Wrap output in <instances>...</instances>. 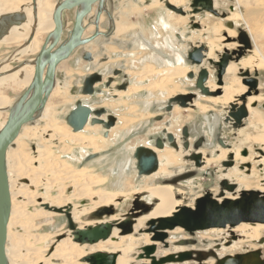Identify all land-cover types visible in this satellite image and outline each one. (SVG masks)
<instances>
[{"label":"bare ground","instance_id":"6f19581e","mask_svg":"<svg viewBox=\"0 0 264 264\" xmlns=\"http://www.w3.org/2000/svg\"><path fill=\"white\" fill-rule=\"evenodd\" d=\"M157 1L158 0L154 1L155 5L158 4ZM161 1H165L166 7L168 4L175 8L181 9L178 6L186 4L189 0H161ZM262 1L264 2V0ZM31 2L32 1L23 3L18 0H0V17L4 15H8V14H15V13H23L26 16L27 21L22 26H13L7 29L4 25H2V27L0 28V43L17 42V41H20L21 39L27 40V42L23 44L18 51H16L14 56L17 55L20 50H24V53H28L30 55H35L39 53V51L41 50V46L39 45V41L35 38V34L38 31H44V32H47V34H49L54 29L53 12L55 8L57 7L58 3L53 6H50V3H51L50 0H37V12H36V15H34L32 11L33 6L31 5ZM31 6L32 8H30ZM215 6H217L216 2H215ZM157 7H158L157 8V18L155 21L156 24H154V26L151 27V30L143 29V34L137 33L136 31H132V33L129 34L130 37L133 38L137 46L142 47L141 50H143L144 48V49H148L151 51V53L148 54V56L143 58V62H142L143 67H144L143 74H142L143 76L141 77L139 81L134 82V80L133 81L131 80L128 88L124 91L113 90L117 84L121 83V81H116L118 78L115 76H111V72H110L111 70L109 71V68L100 69L97 65H94V64L86 65L87 66L85 68L86 72L92 71L91 74L97 72L101 74L103 78H107L109 76L108 78L112 79L113 81L112 86L110 87V89H106L109 92H106V93L103 92L104 94H106L105 99H108V98L111 99V97L117 94L120 98L132 99L134 97L133 95L136 94L134 97L136 98L138 95H140V93H143L145 90H148L147 91L148 100L146 103H142V104L143 106H150L154 101L157 100L155 99V93H156L155 90L157 89L160 90L159 92L162 91V92L168 93L167 100L172 98L175 95V93L178 91H180L182 95H186L188 93L187 92L188 88L184 89L183 87L181 89L180 88V86L182 85L181 82L180 84L177 83L180 86L179 85L175 86V89L172 92L167 90L166 88H161V87L164 85V83H172V82L174 83L175 79L179 81L181 79L182 80L186 79L188 80V83H186L187 81L184 83L190 84V85L194 84V80L190 81L189 79L186 78L189 71L194 72L195 75H197L201 67L203 68L204 66H207L208 60H212V59H215L214 61L218 60V57L215 56L216 51L220 52L221 50H223V48L234 50L235 49L234 47L238 46L236 44L228 42V39H233L236 34L232 30H229L227 32L226 38L225 36H222L220 39H218V41L220 42L227 41L224 44H222L221 47L218 44H216L214 40H211L210 38L207 37V42L205 44H207L206 48L208 49V52L205 54L206 59L203 65L201 67L191 66L189 65V63L187 64L184 60V57L187 54V49L185 48V46L180 44L182 43L181 35L183 37V32H181L182 30L179 28L178 25H175V23L173 24L171 21V19L174 18L175 16V12L172 11L171 9L168 10L169 9L168 7H167L168 9L165 8L164 6H157ZM183 11L185 15L176 13L177 16L179 17L186 16L187 13L185 12V10ZM91 14H93V12ZM252 14L253 12L252 13L248 12L249 16ZM233 17L236 18L239 16L234 15ZM234 18L230 17V18H227V20H232V19L234 20ZM87 19L88 18H86L84 21V26L86 30H87V27H89L88 24H86ZM100 20H101V17H100ZM180 22L184 23L185 20L181 18ZM144 26L145 24H143V27ZM257 26L254 24V22L248 21L246 29L248 30V32L252 33L253 30H256V29L259 30ZM86 30H85V33H86ZM145 30H147V32ZM220 30H221L220 28H216L214 29V32L219 33ZM206 31H209V30H206ZM179 32L181 34L179 38L180 43L177 41V38H176L177 37L176 35H178ZM32 35H33V38L32 40H30V37ZM147 36L149 39H146ZM151 42H154L155 45H152ZM11 59L12 57L9 58V60ZM35 59L28 60L27 63H25L23 66L18 67L17 72L13 74L9 73L8 75L3 76V78L0 79V85L2 86V89L10 88L13 91H21V90L27 89L33 80V76L35 72ZM7 61L8 59L6 60V62ZM157 65L159 67L155 68ZM263 66H264V52L263 50H259L257 47L256 51L254 52V56L248 57V58L245 57L241 59L239 62L231 61L229 63V66L227 67L226 74L224 77L225 83L222 87L217 85L215 76L213 75V71L210 70V68H207L208 67L207 66L206 68L209 71H211V73L209 72L210 76H209L208 82L206 83V86L211 92L221 91V94L216 97H204L198 94L195 100L205 99L207 100V103H208V105L198 106V110H200L202 114H205L207 112L216 111L223 115L225 113L224 112L225 108L228 107L231 103L238 101L239 97L247 91V87L242 84V80L240 76L237 75L239 71L245 70V69H250L252 71L254 69H259ZM155 72L158 73L157 77L161 76L160 79L162 78V80H159L157 83L156 82L149 83L146 88L143 87L144 81L147 82V79H148L147 77L149 75H153ZM244 76L245 75L242 74V77ZM154 78L150 79V81L153 80ZM186 84L185 86H187ZM57 86H58L57 79H55L54 90L50 97H53V96L61 97L62 96L59 93L60 89H58ZM113 91L114 92L117 91V94L113 93ZM90 98L91 97L89 96L85 97L79 94L80 101H82L84 104L88 105L89 107H91V109L94 110L96 109L93 106L95 102H91L92 100L90 101ZM63 100H64V97H63ZM195 100H194V104L192 103L190 106H195ZM262 100L263 98L252 96L248 98V103H247L249 117L251 118L250 126L256 130V134L255 135L247 134L245 131L246 128L237 130V134L239 136L244 137V139L241 141L243 142L241 146L239 148H234V149L233 148L228 149V147L227 149H224L217 145L214 150L215 152H219V155L218 156L212 155L211 157L208 156L206 152L203 153L204 149L196 150L190 146L188 150H182V146H181L182 142L180 138L181 129H182L181 127L179 128L178 133L173 132L170 126L166 128H162V129L160 128L161 131L167 130V132L172 133L174 135L176 142L178 144V147H179L178 150H174L173 148L171 149L168 143L166 144L163 150L155 149L153 145L151 144L149 137L157 135L159 131L156 130L158 132L154 133L156 131H152V130H154L156 127L154 128L153 126L147 128V132L145 134L146 138L138 139L135 146L129 147L127 144L128 142L127 138L129 134H131V132L134 131L133 130L134 128L129 129V131H126V133L115 132L116 131L115 129L117 125L119 124L118 116L114 111L107 108L108 114L110 115L112 114L113 116L117 118V122L115 126L112 127L110 130L107 131L104 128H102L103 131H101L102 133L101 135L103 136V134L107 131L108 136L110 134L109 137L103 136L104 138H102V136L101 137L99 136L98 126L101 127V125L92 126L90 124H87V126L83 130L85 131V129H87L90 126L93 127V129L97 130L98 131V133H96L97 138H98L97 140L99 141V143H97L95 141L96 140L95 137H90V138L82 137L81 132L83 131L75 133L73 132L71 127L68 125H67L69 127L68 131H66L67 130L66 128H62V129L58 128L56 125H54L55 118L53 116V112H50L47 109V107L46 109L44 108L43 111H41L40 113L36 115L33 122L36 119H37L36 123L39 121L41 122L44 120H48L46 125L43 128H38V127L32 128V127L27 126L28 124L23 126L19 136L14 141V143L9 147L7 151V158H6L7 173H8V178H9V186H10V194H11V215H10V220L8 224V236H7V246H6V255H7L8 263L9 264H58L55 262L62 261V264H87L86 262L84 263L76 262L77 260L83 259L87 255H90L87 253V255L84 256L86 253L84 248L88 246L94 247L95 245L99 246L101 244H104L103 247H100V250L104 251L102 253L107 252L106 254L114 256L115 264H130L131 259H132L130 257V254L134 250L133 246L138 240L137 238L143 239V242L145 243L143 247L154 246L155 248H157V245L161 243L158 239H156L158 235L157 233L165 232L169 234L171 232V233H174V235H176L177 232H182L181 228H176L174 230H162V231L155 232L154 230H151L149 228L148 224L151 221H156L160 218H166V217L171 216L172 213L176 212L178 208H181V207L193 208L194 207L193 205H195L196 200L202 197L203 195L196 198L194 201L193 198H190L191 196L189 193L184 192L181 189L182 186L180 183L181 181L180 178L181 176L184 177L185 174L208 170L210 169V166H212L213 164L218 165L220 167V171H221L219 174L220 180H227L229 183L235 184L236 187H238L237 191L256 190L257 192L263 193L264 192V174L260 176V171H256V170L253 171L251 169L252 170L251 174L254 177V179H250V178L245 177L244 172L240 171L238 168V164L247 163L253 158V157L242 158L240 155L241 150H243V147L245 146L244 144H246V142L253 141L254 143L260 144L261 146L263 145L261 148H262V151L264 152V115L259 113L255 107H252V104L255 103V101H262ZM7 102H8V99L6 97L4 96L0 97V130L4 127V125L7 122L6 120L2 119L4 112H6V114H8L9 116L11 109L16 103L14 102L13 106L10 109L6 110L7 108L5 104ZM73 107L70 109V111L73 109ZM136 107H134V109ZM178 108L180 107L175 106L173 109V112L174 111L177 112L179 110ZM110 110L113 113H111ZM156 115L159 116L160 114L155 113L154 117ZM212 116L214 117V115ZM177 118L180 119V116L178 115ZM102 119L106 120L107 115H103ZM122 121H123L122 123L124 127H126L130 123L129 119H123ZM260 125H263V126L260 127ZM210 126H213L212 122H210ZM124 127H122V129ZM24 133H26V138L28 140L35 138V140L40 139L41 142L43 141L45 143V142L53 141V139L56 138V140L58 139L59 142L69 141V142H72L74 145L80 146L78 147L79 149L78 150L76 149L75 151L71 149L70 147L63 146L60 152L63 154L67 153V157L69 159L68 161H71L74 163L80 162V165L82 167H80V169L73 170L72 167L69 165L70 163L67 160L60 161L62 158L58 160L59 162H57L55 158L58 159V156L55 155V152L53 151V149H51V147L47 143H45L43 150L39 148L34 153H31V154L24 153L23 147H25V145H28V144L21 143L22 135ZM207 135L208 137H210L209 134ZM101 142L104 143V145L111 143V145L109 146L111 149L110 148L109 149L105 148L106 150L100 149L102 145ZM13 145L16 146V149L12 148ZM139 146H145V147L152 148L155 151V153H157L158 163H159L158 170L154 174L150 176L141 177L140 181H143V178H148V179H152V182L143 181L142 182L143 188H140V189L136 187L135 188L126 187L125 185L122 184V180H121L122 177H125L126 173H128L126 174L127 176L126 178H129L133 175L135 176L137 175V171L135 167L136 161L133 158V153L135 149ZM231 154L233 156V161L235 163L234 166L229 167V168L228 167L224 168L226 166L223 165L224 167H222L221 163L228 161L229 155ZM90 155H98V157L89 161V163L86 164L85 160ZM183 156L188 159V162L184 163L185 165L180 166L182 162L180 158ZM193 156H200L199 166H197L196 161L193 159ZM34 162L38 164L37 167L34 164H33L34 166L32 165V163ZM192 162H195L196 168H194ZM90 163L91 165L98 164L99 166H101L100 170L106 169L104 175H109V174L114 175L117 178L116 181L118 180V177H120L119 181L113 185V187H116L115 189L116 191L110 190L112 187V184L115 182V181L113 182V180L107 183L108 185H110L109 187H107V189L106 188L100 189V190L92 189V187L102 182L103 178L101 177L99 179H93L84 174L85 168L83 166L89 165ZM260 163L262 164V166L264 165V157H262V160L260 161ZM105 166H108V167L106 168ZM115 169H118V171H116V173L114 174ZM126 169L130 171V173L126 172ZM263 172L264 170L261 173ZM47 174H49L50 176H53L52 177L53 179L46 181L44 177L47 178ZM159 181L161 183L164 182V183H169V184H159L160 183ZM57 182H59L61 185H66V183L69 182L71 184V187L73 188L71 195L66 197V200L64 201L62 200L63 194H59L57 197L53 198L52 196H48V194H46L45 196H42L38 194V192L35 189H32L38 186L39 183H42V186L45 189L49 190ZM190 183H193V181ZM124 186L126 189H124ZM217 190L218 189L206 191L205 194H211L213 198L218 199L219 201H222L223 198H219L220 193ZM61 191H63V189H60V192ZM179 194L180 195L182 194L180 196V199L178 198ZM137 195L139 196L140 201L144 202V204L146 205V209L147 208L148 209L147 211L138 209V210H134L128 213L130 217L127 218V220H130L133 223L132 225L133 231L129 234H124L121 228H122V225L125 223L126 214L122 217H116L115 216L116 209L114 208V206H111V205L113 204L116 205L117 203L116 201L118 200L120 201L121 199H126L129 196L135 197ZM238 196L239 195L235 193L232 194V193L225 192L226 198L236 199ZM20 198H21V201L18 202ZM48 199H50V201ZM83 199H89L91 204H88L85 206L81 205L83 204V201H82ZM39 200L41 202H39ZM46 200H48L51 203H48V201ZM73 201H80L82 203L75 204ZM35 204L44 206L48 212L41 213L38 211L37 214L28 212L27 207H29L30 205H35ZM55 206H59V208H56ZM100 209H105L106 210L105 214H103L100 218H94V219L91 218L93 213L98 212ZM57 214L64 215L67 220V223L70 220L76 226L77 230H83L87 227H93L96 225L110 224L112 227V234L107 240H101L95 244H80L79 242H76L74 240V231L67 225L68 231H66L67 232L65 234L66 237L58 241L57 248H55V250L50 254V256L49 255L46 256L45 252H41V248L32 246L31 244H34V243L29 242L25 236H18V238H16L11 230V227L14 224L15 225L20 224L27 231L33 225L32 224L33 219H35L37 216L57 215ZM90 214H91L90 218L95 221L89 222L85 227L84 226L79 227L76 224L78 221L82 219V217L86 215H90ZM105 217H108V219L103 220ZM23 218L26 219L25 222L22 221ZM144 226H147V227L145 228ZM226 229H228V227L225 229L214 228V229H209V230L200 231V232L201 233L205 232L206 234L207 233L219 234L221 232H224ZM233 229H234L233 231L237 229H241L243 233H245V235L247 234V231L250 230L249 231L250 233L247 234L248 238L252 241H258L261 238V233L264 230V225L263 224L253 225L249 223H243ZM138 231L141 233L140 237H136L138 234ZM200 232H197V233H200ZM60 235L62 234H59L58 236ZM233 237H236V236L234 235ZM187 238H182L180 240L181 241L186 240ZM42 239L43 238L41 237L33 238L35 243L41 241ZM117 239L120 240V242L116 241ZM235 240L237 239L231 240V243L229 245L226 244L227 248H223V251L228 250L229 252H231V250H234L235 248H241L242 241L234 242ZM143 247H141L140 249L141 253L137 256V260L141 261L142 262L141 264H158L160 260L169 256L167 255V256L158 258V256H156L158 254L156 251L154 254H152L148 258H143ZM175 248L177 249V251H175V253L170 254V255H179L181 253L189 252L187 251L186 247H179V248L175 247ZM192 253L195 254L194 251ZM208 254H210V256L214 257L215 259H220V258H223L225 255H227V254H223L224 255L223 256L220 254L222 257H219L217 254H214V253H208ZM175 259L176 260H173V261H170L164 264L180 262L178 261V257H175ZM199 261L203 263L204 260L203 261L199 260ZM213 264H214V261H213Z\"/></svg>","mask_w":264,"mask_h":264},{"label":"rangeland","instance_id":"374dc122","mask_svg":"<svg viewBox=\"0 0 264 264\" xmlns=\"http://www.w3.org/2000/svg\"><path fill=\"white\" fill-rule=\"evenodd\" d=\"M18 1L25 3V2L32 1V0H18ZM58 1H61V0H50V2H51L50 6L57 4ZM154 1L155 0H107L104 3V8H103L104 11L101 15V22L99 23V31L101 30L100 32H104V34L101 33L98 37V41H96L92 45H89L90 47L87 46V47H81V48L77 49L75 51V53L68 60L62 62L57 69V73H56V79H57V83H58L57 87H58V89H60L59 93L62 96L61 97H57V96L56 97H54V96L50 97L48 100V103L45 106V109L47 107V109L50 112H53V116L55 118L54 125H56L60 129L66 128L67 129L66 131L69 130V127L66 124L65 118L68 115V113L70 112V109L73 107V105L75 106V104L78 101H80L79 94H81L80 90L82 87V81L86 76L90 75L92 72V71L86 72L85 69L84 70L82 69L81 71L74 70L76 66L81 67L82 65H85V66L87 65L88 61L83 60V53L85 51L90 50V52L92 51V53H96L98 56H97V58H95L94 65H97L100 69L101 68L102 69L109 68V71L111 70L110 71L111 76L117 77L118 79L116 78L117 79L116 81H121L120 84H122V82H124V81H127L130 84L131 80L132 81L134 80V82L135 81L137 82L141 79V77L143 76L142 74H143V69H144L143 64H142L143 58L148 56V54H150L151 51L148 49H144V48H143V50H141L142 47L137 46V44L134 42L133 38L130 37L129 34H131L132 31H136L137 33L143 34V29L151 30V27H153L154 24H156L155 21L157 18V8H158L157 6H164L165 8H167V7L165 4V1L158 0L157 5L154 4ZM215 2L217 3V6H215V9L218 11L219 16H214V15L209 14V13H202V14H198L195 16L192 15L191 14L192 13V9H191L192 0H189L186 4L178 6L179 8L185 10L187 15L183 16V17H179L175 13L176 17L174 16V18L171 19L172 23L173 24L175 23V25H178L179 28L182 30L181 32H183V37L179 32V34L176 35L177 36L176 38H177V41L180 43L179 38L181 35L182 43H180V44L185 46V48L187 49V54L184 57L185 62L187 64L189 63V65H191L190 62L187 61V55L193 49V47L204 46L206 48L207 44H205V43L207 42V37L210 38L211 40H214L215 43L221 47V45L227 41L220 42V41H218V39H220L222 36H225V38H226L227 32L229 30H232L236 33L233 39H237V36L239 34L240 29L245 31L250 36V38L252 40L253 48L251 51H247L243 57L248 58V57L254 56V52L256 51L257 47L259 50H263V52H264V2L262 0H214V3ZM31 5H32V2H31ZM30 8H32V6ZM105 9H107V10H105ZM168 10H170V9H168ZM32 11H33V9H32ZM95 11H99V6L95 7ZM248 12L249 13L253 12V14L249 16ZM75 13H76V10H73V11L69 12L70 16H66V18H65L66 24L64 22V24H65L64 25V32L65 33H67L66 31H68V30L70 31L72 29L73 21L75 18ZM234 15H237L239 17L234 18L233 17ZM143 17L145 18V20ZM230 17L234 18V20L233 19L227 20V18H230ZM181 18H183V20H185L184 23L180 22ZM94 19H95V14H93L91 19L88 21L89 22L88 24L93 23L90 27L91 29L89 28L91 30L92 34H93V32H96V26L94 25ZM248 21L254 22V24L256 26L258 25L259 27L257 26V28H259V30L258 29L253 30L252 33L248 32V30L246 29ZM229 22L234 25V27L232 29L230 27L226 26V24ZM143 24H145L146 27L145 26L143 27ZM216 28L221 29L219 33L214 32V29H216ZM147 30H145V31L147 32ZM206 30H209V31H206ZM88 33H89V35H91L90 32H87V34ZM47 35H48L47 32H44V31H38L35 34V38L39 41V45L41 47H42L44 40H45ZM127 35H129V36H127ZM67 37H65V39H67ZM146 39H149L148 36L146 37ZM233 39H231V40L233 41ZM228 41H229V39H228ZM232 41H230V43L238 45L237 42H232ZM26 42H27L26 39H21L20 41H17V42L0 43V79L3 78V76L8 75L9 73L13 74V73L17 72L18 67L23 66L25 63H27L28 60L35 59V57L38 55V53L35 55H30L28 53H24V50H20L18 52V54L14 56L16 51H18L21 48V46L23 44H25ZM153 43L154 42H151L152 45H155V43L154 44ZM234 48L237 49L238 46H236ZM224 49L225 48H223V50H221L220 52L216 51L215 56H217L219 58V55L223 53ZM230 50L233 51V49H230ZM10 57H12L11 60H9ZM217 57H216V59H217ZM7 59H8V61L6 62ZM78 59L80 60L79 62L77 61ZM212 60L214 61L215 59H212ZM207 66H204V67L210 68V70L213 71V75L215 76V80L217 82L218 80L216 77V71L214 70V67H211L210 63H208V62H207ZM158 67L159 66L157 65L155 68H158ZM115 70H121V75H114ZM255 71H257V73H258L259 87L257 90V94H256V91H252L250 96H256L258 98H263V100L262 101H255V103L252 104V107H255L259 113L264 115V66L259 68V69H254L252 71V73H253L252 76H254V74L256 73ZM209 72L211 73V71H209ZM239 73L237 75L240 76V78H241V75ZM157 75H158V73H156V72L153 75H149L147 77L148 78L147 82L144 81L143 87L146 88L149 83H152V82L157 83L159 80H162V78L160 79L161 76L157 77ZM135 77H137V78H135ZM152 78H154V79L150 81V79H152ZM186 78H187V76H186ZM107 79H109V78H107ZM107 79H105V80H107ZM187 79H189V78H187ZM189 80L192 81V79H189ZM223 81H224V79H223ZM180 82L182 84L181 86L179 85ZM184 82L188 83V80H186V79L182 80L181 79L179 81V80L175 79L174 83L173 82L172 83H164V85L161 88H166L167 90L172 92L175 89V86L179 85L181 89L183 87H184V89L188 88V90H187L188 93L193 92L197 95L199 94V92L195 91L194 84L190 85V84H186ZM105 83L98 85L97 88L100 90V93L96 94L95 96H92L90 98V101L92 100L91 102H95L93 104V106H94V108H96V110L102 109V108L107 110V108H109L117 114L119 124L117 125L115 132L126 133V131H129V129L134 128L133 129L134 131L133 132L130 131L131 134H129V136L127 138V141H128L127 144L129 147L135 146L138 139H142V137L144 138L148 127H151V126H153L154 128L156 127L152 131H156V130L159 131V133L157 135L149 137V140L151 141V144L153 145L155 138L162 137V133H161L162 128H166V127L170 126V128L172 129L173 132L178 133V130L180 127L183 128L186 126V127L190 128L191 130L192 129L195 130L194 133H191V137H190L192 143L194 140H197L200 137V135H206V137H207V142L205 143V145L200 147L199 149H196V150H203L204 149L203 153L206 152V154L210 157L212 155H215V156L219 155V152H215V150H214L216 148V146H210L212 138L208 137L207 132H205L207 129V126H208V121L206 120V117L209 119L210 122H214L216 125H217L218 121H221L222 124L224 125L223 119L226 115H228V113H229L228 111H230V109H225V110H227V112H225V110H224L225 113L223 115L219 112H216V111H213L214 113L213 112H207L205 114H202L201 111L198 110V106L208 105V103H207V100H205V99H197V100H195V106H190L187 109L178 108L179 110L177 112L172 111L169 114L168 113H162L160 111V108H162L165 105V103H167V101L169 100V99L167 100V94L168 93H165L162 91L159 92L160 91L159 89L155 90V92H156L155 93V99H157V100L154 101L150 106H143L142 103H146L148 100L147 99V94H148L147 91L148 90L144 89L146 92L144 91L143 93H140V95H138L136 98H134L136 94L133 95L134 97L132 99L120 98L117 94V91H115V92L113 91V93L117 94V95H115L116 97L113 96V97H111V99H109V98L105 99L106 94H104V93L109 92L106 89H110V87L112 86V84H111V86L108 88L105 86L106 85ZM112 83H113V81H112ZM177 83H179V84H177ZM194 83H195V80H194ZM120 84H117L113 90H117L116 87L119 86ZM185 84L187 86H185ZM226 85H228V84H226ZM25 90L26 89L21 90V91H13L10 88L2 89V86L0 85V97L4 96L8 99V102L5 104V106L7 108L6 110L10 109L13 106L14 102L17 101V99L24 93ZM247 91H248V88H247ZM144 94H145V96H144ZM179 94H182V93L180 91L175 93V95H179ZM246 95H248V94H246ZM63 97H64V100H63ZM119 100H121V101H119ZM118 102H120V103H118ZM197 103H199L200 105ZM247 103H248V101H247ZM193 104H194V102H193ZM134 107H136V108L134 109ZM153 107H155V108L153 109ZM112 111H111V113H113ZM155 113L160 114L163 117V119L161 121H154V118L158 116V115H156L154 117ZM210 113H213L214 117L211 116ZM219 114H220V116H219ZM178 115L180 116V119L177 118ZM7 117H8V114H6V112H4L2 119L7 121ZM185 117H186V119H185ZM123 119H129L130 120L129 125H127L126 127H124V125L122 123ZM176 120H178V121H176ZM36 121H37V119L33 123L28 124L27 126L32 127V128H34V127L43 128L46 125V123L48 122V120H44L41 122L39 121L37 123H36ZM116 121H117V118H116ZM175 121H176V123H175ZM250 121H251L250 117L248 118V120L245 119L243 121L242 128H246L245 131L247 134H249V135L254 134L255 135L256 130L250 126ZM226 125H228V124H225L224 127ZM262 126L263 125H260V127H262ZM98 127H96V128L99 129V136L101 137L102 136L101 131H103L102 130L103 126L101 125V127L100 126H98ZM122 127H124V128L122 129ZM158 128L159 129L161 128V129L159 130ZM196 130H197V132H196ZM229 130H233V129H225V131L222 133V135H224L223 136L225 139L224 141H226V143L228 145H230V148H233V149L239 148L241 146V144L243 143L241 141L244 139V137L239 136L236 132L237 130L236 131L235 130L229 131ZM158 131H156L154 133H157ZM96 133H98V131L93 129V127L90 126L87 129H85V131L81 132V136L82 137H88V138L95 137V139H96L95 141L97 143H99V141L97 140L98 138H97ZM103 136H104V134H103ZM103 136H102V138H104ZM109 136H110V134H109ZM55 140H56V138L53 139V141L45 142V143H47L51 147V149H53V151L55 152V155L58 156V159L55 158L57 160V162H59L58 160H60L61 158L62 159L60 161H63V160L68 161L69 160L67 157V153L63 154L60 152V150L62 149L63 146L64 147H70L74 151L76 149L78 150L79 149L78 147H80V146L74 145L72 142H69V141L59 142L58 139L56 141ZM21 143L28 144V145H25V147H23L24 153H26V154L34 153L39 148L41 150H43L44 145H45V143L43 141L41 142L40 139L35 140V138H33V139L28 140L26 138V133H24L22 135ZM110 145H111V143L106 144V145H104V143H102L100 149H102V150H104L105 148L109 149ZM244 145L245 146L243 147V150H241V153H240L241 157L244 158V157L248 156V157H253V158H252V160L248 161L247 163L238 164L239 170L244 172L245 177L250 178V179H254V177L251 174L252 170L253 171L254 170L260 171V176H262L264 174V172L263 173H261V172L264 170V165L262 166V164L259 161L261 160L262 155H264V154L261 151H259V149H262L261 147L263 145L261 146L260 144L254 143L253 141L246 142V144H244ZM12 148L16 149V146L13 145ZM174 150H176V149H174ZM182 150H184L183 147H182ZM244 152L247 154V156H244ZM62 156H64V157H62ZM105 157H103V158H105ZM180 160L182 161V162L180 161L181 162L180 166H183V165H185L184 163L188 162V159L185 158L184 156L181 157ZM68 162L70 163L69 165L72 167L73 170H77V169H80V167H82L80 165V162H76V161H75L76 163L71 162V161H68ZM87 163H89V162H87ZM192 163H193L194 168H196L195 162H192ZM33 164L36 167L38 166V164L35 162L32 163V165ZM234 164L235 163H233V166H234ZM223 165H224V162L221 163L222 167H224ZM83 167L85 168L84 169L85 175H87L93 179H99L102 177L104 180V181L102 180V182H100L99 184L92 187V189H94V190H100V189H105V188L107 189V187L110 186L107 183L109 181L113 180V182L114 181L115 182L112 184V187L110 190L116 191L115 190L116 187H113V185L119 181L120 177H118V180L116 181V179H117L116 176L111 175V174L104 175L106 169L100 170L101 166H99L98 164L91 165V163H90L89 165H85ZM105 167L107 168L108 166H105ZM224 168H227V167H224ZM116 171H118V169H115L114 174L116 173ZM100 172H102V173H100ZM126 172L130 173V171H128L127 169H126ZM220 172H221L220 167L218 165L213 164L212 166H210V169H208V170H203L201 172L198 171L195 173L185 174L184 177L181 176V178H180L181 179L180 183L182 186L181 189L184 192L189 193L191 196L190 198H193L194 201L196 198H198L202 195L204 196L206 191L218 189L217 191L220 193V182L222 181L219 178ZM126 174H128V173H126ZM126 174H125V177H122V179H121L122 184L125 185L126 187H134V188L136 187V188L140 189V188H143V183H142L143 181L152 182V179H148V178H143V181H140L141 179L137 178V175L135 177H133L134 176L133 175L129 178H126L127 177ZM250 174H251V176H250ZM52 177L53 176H50L49 174H47V178L44 177V179L47 181V180L53 179ZM192 181H193V183H190ZM159 184H169V183H164V182L161 183L160 182ZM125 186H124V189H126ZM32 189H35L38 192V194H40L42 196H45L46 194H48V196H52L53 198L57 197L59 194H63V196H62L63 201L66 200V197L70 196L71 192L73 191L72 190L73 188L71 187V184L69 182L66 183V185H61L59 182H57L49 190L45 189L42 186V183H39L38 186H36L35 188H32ZM60 189H63V191L60 192ZM237 189H238V187H237ZM237 189L235 191V194L239 195L240 191H242V190L237 191ZM181 195L179 194V196H178L179 199H180ZM48 200L50 201V199H48ZM48 200H46V201H48ZM134 200H135V197L129 196L126 199H121L120 201L119 200L116 201L117 202L116 205L115 204L111 205V206H114V208L116 209L115 216L116 217H122L126 214V220H125V222H126L127 221V215L133 207ZM19 201H21V198L18 200V202ZM49 201H48V203H51ZM82 201H83V204H81L82 202H80V201H73V202L75 204H81L83 206L91 204L89 199H83ZM39 202H41V201L39 200ZM55 207L59 208V206H55ZM27 210H28V212L34 213V214H37L38 211L41 213L42 212H48L44 206H41L39 204L30 205L29 207H27ZM91 214L82 217V219L80 221H78L76 224L79 227L80 226L85 227L89 222L95 221V220H92L90 218ZM107 219H108V217H105L103 220H107ZM22 221L25 222L26 219L23 218ZM32 224L33 225L27 231L20 224H16V225L14 224L11 227V230H12V232L16 238H18V236H25L29 242L34 243V244H31L32 246L41 248V252H45L46 256H48V255L50 256V254L55 250V248H57L58 241L62 240L66 237L65 234L67 233L66 231H68V226H67V220H66L65 216L60 215V214L44 215V216L41 215V216H37L35 219H33ZM144 227L146 228L147 226H144ZM142 229H143V227H142ZM141 230H139V231H141ZM233 230H234L233 228L228 226V229H226L224 232H221L219 234H213V233H207L206 234L205 232L201 233L200 231H198L200 233L196 232L193 236H191L190 234L185 232L183 229H182V232H177L176 235H174V233L170 232L169 234H167V238L164 240V242L163 243L161 242L157 245L155 252L157 251L158 254L156 253L157 254L156 256H158V258L163 257V256H167V255L178 257V255H170V254L175 253V251H177V249L175 247H177V248L186 247L187 251H189V252L194 251L195 253L198 251H202L203 253H207V254L208 253H214V254H217L219 257H222L221 255H223V254L235 255L237 253L242 252L243 250L244 251L247 250V248L253 249V248L257 247V242L252 241L248 238L247 234L250 233L249 232L250 230L247 231L246 235H245V233H243V231L241 229H237L235 231H233ZM132 231H133V227H132ZM139 231H138V234L136 237H140L141 233ZM59 234H62V235L58 236ZM234 235L236 236V238L233 237ZM261 236H264V230L262 231ZM38 237H41L43 239L41 241L35 243L33 238H38ZM182 238H187L186 240H188V239L194 240L195 245H183V246L179 245V243L181 241L180 239H182ZM137 239L138 240L136 241L135 245L133 246L134 250L130 254V257L132 258L130 264H141L142 263L141 261L137 260V256L141 253L140 249H141V247H143L145 245V243L143 242V239H141V238H137ZM234 239H237L234 242L242 241L241 248H235L234 250H231V252H229L228 250L223 251V248H227V246H226L227 241L234 240ZM116 241L120 242V240H118V239ZM103 246H104V244H101L99 246L95 245L94 247H89V246L85 247L84 250L86 251V253L84 256H86L87 253L91 254V253H96V252H104V251L100 250V247H103ZM182 252H184V251H182ZM227 255H225V256H227ZM169 256H167V257H169ZM195 257L190 259V261L174 262L171 264H213V261L215 264V262H216V259L214 257H211V256H209L207 259H203L204 260V261L202 260L203 263L200 262ZM76 262L77 263H84V262H82V259L77 260ZM55 263L62 264V261L55 262Z\"/></svg>","mask_w":264,"mask_h":264},{"label":"water","instance_id":"95a60500","mask_svg":"<svg viewBox=\"0 0 264 264\" xmlns=\"http://www.w3.org/2000/svg\"><path fill=\"white\" fill-rule=\"evenodd\" d=\"M107 0H61L58 2L57 7L53 12L54 29L49 33L35 59V72L33 80L24 93L17 99L15 105L11 109L7 122L0 130V264H9L6 255L7 236H8V224L11 215V194L9 186V178L7 173V151L9 147L19 136L23 126L33 122L36 115L44 110L49 97L51 96L54 86L56 73L59 65L68 60L77 49L86 46L95 41L101 34L99 31L100 17L103 12L104 3ZM95 5L99 6L95 18L96 32L88 38H84L85 28L84 21L93 12ZM33 14L37 12V0H32ZM167 7L177 14L185 15L183 9L175 8L167 4ZM192 13L194 15L202 13H210L214 16H219L218 11L215 9L214 0H192L191 3ZM76 10L75 19L72 29L68 33L67 39L63 40L64 34V21L63 14L67 11ZM26 16L23 13L8 14L0 17V28L4 25L7 29L13 26H22L26 22ZM227 27L231 29L234 27L232 23H227ZM33 35L30 37L32 40ZM232 41L229 39L228 42ZM232 42L238 43V48L233 51L224 49L223 53L219 55L217 61L208 60L211 67H214L217 77V85H224V76L226 74L227 67L231 61L239 62L247 51H251L253 48L252 40L250 36L243 30H239L237 39H233ZM208 49L204 46L193 47V49L187 55V61L191 66L201 67L206 59V53ZM83 60L92 62L93 55L90 52H84ZM243 73L247 79L242 80V84L248 88V91L241 99L242 105L236 106L231 104L234 109L238 107L237 112L228 111V115L224 120V124L233 123L234 128H238L242 125L243 121L249 117L247 109L246 97L250 96L252 91H256L259 87L258 73L256 72L254 77L251 78L250 72L243 70L239 71ZM114 75H121L120 70H115ZM209 70L206 67H201L198 74L194 72L187 74V78L195 80L194 89L204 97H216L221 94V91L211 92L206 83L209 80ZM103 83V76L97 72L86 76L83 79L80 93L82 96H95L100 93V90L96 88L97 85ZM106 87H110L112 79H107L105 83ZM129 83L127 81L122 82L117 86L118 91H124L128 88ZM197 94L190 92L186 95H176L170 98L165 105L160 108L162 113H171L175 106H179L182 109L189 108V106L197 98ZM155 107H153L154 109ZM107 115V119L103 120L102 116ZM212 116L213 113H210ZM163 117L161 115L154 118V121H161ZM208 121L207 134L210 135L212 141L210 146H221L226 149L227 146L222 139L223 125L221 121L217 122V126H210ZM68 126L71 127L73 132L83 131L87 124L92 126L102 125L105 130H110L116 124V117L108 114L107 110L91 109L88 105L82 101H78L73 109L68 113L65 118ZM215 131L212 132V128ZM193 130V129H192ZM188 127L181 129V141L184 150L190 148L191 133H194ZM107 131L104 133L105 137H108ZM197 132V130H196ZM162 137L155 138L153 147L158 150H163L168 143L171 148L179 149L176 139L172 133L167 130H162ZM207 142L206 135H200L194 145V149H198L205 145ZM98 155H90L86 158L85 163L97 158ZM133 158L136 161L137 178L141 179L143 176H150L154 174L159 167L158 156L155 151L150 147L139 146L133 153ZM230 158V157H229ZM197 166L200 165V156H193ZM228 166L227 164H224ZM237 187L234 184L229 183L227 180L220 182V195L219 198H223L222 201L215 199L211 194H205L198 198L193 208L181 207L171 216L166 218H160L156 221H151L148 226L151 230H174L181 228L191 236L198 231H205L209 229H225L228 226L235 228L243 223L249 224H264V193L257 191H241L239 196L235 198H226L225 192L234 194ZM142 209L146 210L144 202L140 201L139 196H135L133 207L130 212L134 210ZM145 211V212H146ZM105 209H100L98 212L93 213L91 218H100L105 214ZM130 216L128 215L127 218ZM67 225L74 231V240L80 244H95L101 240H107L112 234V227L110 224L96 225L93 227H87L83 230H77L76 226L69 220ZM133 223L127 220L122 225L124 234L132 232ZM157 238L160 242H164L167 238V233H157ZM180 245H195L194 240H183ZM229 245V243H228ZM156 248L154 246L143 247V258H148L155 253ZM200 255V256H199ZM199 260L207 259L210 254L201 253L198 254ZM192 259L190 252L181 253L178 255V261L184 262ZM176 260L174 256H169L160 260L158 264L168 263ZM238 257L226 258L223 260L217 259V264H243L240 263ZM87 264H115V257L106 253L97 252L87 255L82 259Z\"/></svg>","mask_w":264,"mask_h":264},{"label":"flooded vegetation","instance_id":"af4514ba","mask_svg":"<svg viewBox=\"0 0 264 264\" xmlns=\"http://www.w3.org/2000/svg\"><path fill=\"white\" fill-rule=\"evenodd\" d=\"M71 11H73V10H71ZM71 11H67V12H71ZM67 12H65V13H67ZM98 12V11H97ZM97 12H96V14H95V18H96V15H97ZM64 13V14H65ZM64 14H63V21H64ZM75 19V18H74ZM73 24H74V21H73ZM93 24V23H92ZM65 25V24H64ZM94 25H95V19H94ZM73 27V26H72ZM84 28H85V26H84ZM85 30H86V28H85ZM66 31V30H65ZM67 33H65L64 32V34H63V40H65V37H67L68 36V33H69V30L68 31H66ZM95 32H93V34H94ZM93 34H91V35H93ZM90 35V36H91ZM90 36H88V37H90ZM88 37H85V35H84V38H88ZM84 47V46H83ZM229 50V49H228ZM229 51H232V50H229ZM86 52V51H85ZM84 54V53H83ZM243 58H245V57H243ZM242 58V59H243ZM241 60V59H240ZM217 61V60H216ZM246 71H249L250 72V75H251V78L252 77H254V76H252V71L250 70V69H245V70H243V72L245 73ZM255 72H257V71H255ZM190 73V72H189ZM195 74V73H194ZM242 74L243 73H241L240 75H241V80H244V79H247L246 78V76H244V77H242ZM255 75V74H254ZM225 77V76H224ZM225 83V82H224ZM121 85V84H120ZM247 93V91L243 94V95H241L240 97H239V99H238V101H236V102H234V103H231V104H233V105H236V106H240L242 103H241V98L245 95ZM176 96V95H175ZM174 97V96H173ZM250 97H252V96H247L246 97V100L248 101V98H250ZM240 100V101H239ZM230 104V105H231ZM228 106V107H226L225 109H230V112L232 111V107L231 106ZM237 110H238V107H235L234 109H233V111L234 112H237ZM225 112H227V110H225ZM227 117V115L224 117V119H223V122H224V120H225V118ZM249 118V117H248ZM248 118H247V120H248ZM213 123V125H214V127H216L217 125L214 123V122H212ZM243 124V123H242ZM223 125V124H222ZM212 127V126H211ZM242 128V125L240 126V127H238V128H234L233 127V123H228V125H226L225 127H223V129L224 130H222V133L225 131V129H233V130H239V129H241ZM213 130H212V132H214L215 131V128H212ZM229 131H232V130H229ZM237 132V131H236ZM181 138V137H180ZM222 139H223V141L225 140L224 139V137H223V135H222ZM197 140H194L193 141V143L191 142V139H190V146H192V147H194V145H195V142H196ZM182 142V141H181ZM224 142H226V141H224ZM225 145L228 147V149L230 148V145H228L227 143H225ZM181 146H182V144H181ZM219 146V145H218ZM221 147V146H220ZM227 149V148H226ZM259 151H261L263 154H264V152L262 151V149H259ZM244 156H247V154L244 152ZM229 157L230 158H228V161H225L224 162V164H227L228 166H226V167H232L233 166V163H234V161H233V156H232V154L231 155H229ZM262 157H264V155H262ZM246 158H248V156L246 157ZM261 160H262V158H261ZM260 160V161H261ZM259 161V162H260ZM235 185V184H234ZM249 191H251V190H249ZM254 191H256V190H254ZM264 193V192H263ZM264 225V224H263ZM234 238H236V237H234ZM257 242V247L256 248H253V249H248L247 248V250H243L242 252H240V253H237V254H235V255H228V256H225V257H223V258H220L219 260H223V259H226V258H235V257H238L239 258V262L240 263H243V264H264V236H261V238L258 240V241H256ZM228 243L230 244L231 243V240L230 241H227V245H228ZM191 253V258H194L195 256V258L196 259H199V256H198V254H201V253H203L202 251H198V252H196L194 255H193V253L192 252H190ZM217 259H216V262H215V264H217Z\"/></svg>","mask_w":264,"mask_h":264},{"label":"crops","instance_id":"0c3cea01","mask_svg":"<svg viewBox=\"0 0 264 264\" xmlns=\"http://www.w3.org/2000/svg\"><path fill=\"white\" fill-rule=\"evenodd\" d=\"M58 2H59V1H58ZM58 2H57V3H58ZM97 6H98V5H95V6H94V8H93V14H96L97 11H95V7H97ZM105 10H107V9H105ZM103 11H104V10H103ZM102 13H103V12H102ZM93 14H91V15L88 17V19L86 20V24L89 23L88 21L91 19V17H92ZM66 16H70L69 12L64 14V22H65V24H66V21H65ZM100 22H101V20H100ZM91 25H92V24H88L89 27H87V30H86V33H85V37L90 36L89 33L87 34V32H90V34H92V33H91V30H90V29H91V28H90ZM89 28H90V29H89ZM92 28H93V27H92ZM101 33H104V32H101ZM44 41H45V40H44ZM96 41H98V40L96 39L95 41H93L92 43H90V44H88V45H86V46H84V47H87V46H89V45H92V44L95 43ZM89 47H90V46H89ZM87 52H90V50H87ZM90 53L93 55V59H94V60H93V62H91V63L88 62L87 65H89V64H94V62H95V58H97V56H98L96 53H92V51H91ZM77 61L79 62L80 60L78 59ZM86 67H87V66H85V65H82L81 67L76 66L74 70H76V71H81L82 69L84 70ZM107 78H108V77H107ZM107 78H103V83L106 82L105 79H107ZM97 87H98V85L96 86V88H97ZM187 94H188V93H187ZM142 138H143V137H142ZM144 138H146V137L144 136ZM133 177H135V175H134Z\"/></svg>","mask_w":264,"mask_h":264}]
</instances>
